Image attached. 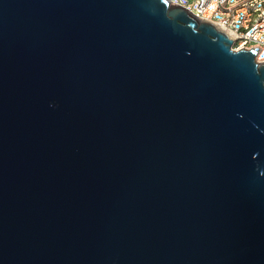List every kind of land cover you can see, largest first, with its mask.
I'll list each match as a JSON object with an SVG mask.
<instances>
[{
    "label": "water",
    "instance_id": "95a60500",
    "mask_svg": "<svg viewBox=\"0 0 264 264\" xmlns=\"http://www.w3.org/2000/svg\"><path fill=\"white\" fill-rule=\"evenodd\" d=\"M168 0H0V264H264V62Z\"/></svg>",
    "mask_w": 264,
    "mask_h": 264
},
{
    "label": "built area",
    "instance_id": "2783aa9c",
    "mask_svg": "<svg viewBox=\"0 0 264 264\" xmlns=\"http://www.w3.org/2000/svg\"><path fill=\"white\" fill-rule=\"evenodd\" d=\"M187 9L200 20L209 21L228 33L233 49L259 47L257 63L264 62V0H168Z\"/></svg>",
    "mask_w": 264,
    "mask_h": 264
}]
</instances>
